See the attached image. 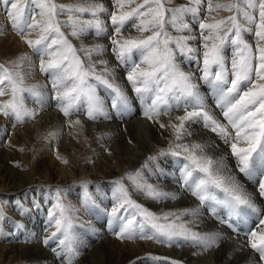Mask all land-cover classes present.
I'll return each instance as SVG.
<instances>
[{"label":"snow or ice","instance_id":"1","mask_svg":"<svg viewBox=\"0 0 264 264\" xmlns=\"http://www.w3.org/2000/svg\"><path fill=\"white\" fill-rule=\"evenodd\" d=\"M132 3L134 0H113L114 6L121 9ZM203 3L204 0H191L190 6L165 8L163 0H143L142 4L131 11L117 13L109 12L99 3L65 5L58 4L56 0H0V11L5 13L14 29L21 33L39 29L37 39H26L25 42L40 56V70L50 77L54 93L49 97L37 86L24 87L25 74L19 65L13 69L3 68L0 85L7 84L11 99L0 102V112L15 118L17 122L33 117L34 111L29 110L25 104L23 94L27 93L41 107L49 99L55 100L65 116L83 111L91 119L108 118L105 100L99 95L102 90L110 98L111 108L122 114L129 105V97L124 89L108 78L111 72L106 67L101 74L96 71V64L85 66L76 47L62 31V22L58 17L68 14L69 19L63 23L72 28L71 35L75 37L89 31H94L98 36L107 34L106 23L101 19L104 14L109 15L117 35L135 18L134 27L140 31L152 29L153 34L144 39L113 38L111 44L117 60L126 67L127 81L144 104L143 114L151 119L152 116L160 115L162 108L165 111L191 108V111H185L183 116L178 117V125H173L177 140L184 135H191L185 128L186 123H203L230 145L241 173L252 175L256 170L264 173V47L258 46L254 52L244 39L245 33H253L254 26V37L264 40V0H227L215 5L213 0H206L209 12L221 9L235 12L214 23H205L200 19ZM84 14L90 18H82ZM36 16L40 19H36ZM187 16L199 22L204 49L202 63L197 49L189 44L190 40L196 39L194 36L173 37L166 28L171 26L178 32H191V26L185 19ZM224 28H227V32L220 35ZM205 31L209 34L204 35ZM228 46L232 50L230 61L225 55ZM105 50L102 45H98L86 50L85 55L91 61L94 54L101 55ZM177 52L184 60L200 66L199 78L210 88L216 107L227 124L235 130L234 136L228 126L206 110L205 97L194 83L196 77L181 69L177 62ZM134 56L139 57V63ZM27 59L26 56L21 58ZM99 63L107 65L108 62L101 60ZM141 64L147 65L148 69H142ZM4 94V87H0V95ZM241 142L246 146L241 147ZM204 148L205 145L200 143L178 144L175 150H162L159 155L182 157L181 186L198 198L201 204H207L220 222L227 223L233 217L242 218L249 211L258 213L259 209L235 179L221 175L222 162L202 154ZM149 160L155 161L158 157H149ZM127 179L133 182L137 190L153 200L176 198L174 193L147 183L140 171L129 173ZM114 184L113 196L117 203L110 217L117 222L118 236L156 239L169 245L192 243L208 246L213 239L208 234L193 231L183 222L185 216L198 215V208L158 215L133 200L121 180ZM259 190L264 194V181L259 184ZM85 204L93 206L95 202L87 197ZM217 209H226L227 217L220 216ZM78 211L63 202L61 191L57 189L55 202L48 213V223L54 224L57 231L48 239L58 241L62 249L60 255L67 257L66 264H72V260L79 254V237L75 229L83 225L73 223V216ZM0 216H3L2 209ZM259 223L264 225V219ZM250 247L264 261V231L250 232ZM150 259L156 261L161 258Z\"/></svg>","mask_w":264,"mask_h":264},{"label":"rangeland","instance_id":"2","mask_svg":"<svg viewBox=\"0 0 264 264\" xmlns=\"http://www.w3.org/2000/svg\"><path fill=\"white\" fill-rule=\"evenodd\" d=\"M56 2L58 4L65 5L99 3L103 4L109 10V12L119 13L121 11H131L138 4H142L143 0H134V3L126 5L123 9L115 7L113 4V0H56ZM163 2L165 8H174L182 5H191V0H163ZM223 2H227V0H213V5H215L216 3ZM0 14V66H2V68H0V74H2L3 68L13 69L17 67V65H19L23 70V64L25 60H21V58L25 56L31 58L33 53H35V51L25 41L26 39H37L40 34L39 29L21 33L14 29L11 23L7 20L4 12H0ZM233 14H235L234 10L230 11L228 9H221L218 11L209 12L207 11L206 0H204V3L202 4L200 10V19L205 23H214L217 20L226 18ZM82 18L87 19L90 18V16L88 14H84ZM36 19H40V17L36 16ZM58 19L62 22V31L66 34L67 38L71 41V43L76 47L77 53L84 61L85 66H87L89 63L96 64V71L101 74L104 73L105 67L109 69L111 74L108 76V78L112 80L115 84L123 87L126 95L129 97V105L127 110L124 111L122 114L120 112L115 111L111 108L110 98L105 94L104 91L102 92L101 90L99 91V95L101 97L103 95L104 100L107 99L106 101H108L107 104L105 102L106 107L109 106L107 107L108 118L101 117L97 119H91L83 111L73 112L71 115L65 116L60 107H58L57 102L52 99H49L43 107L38 104H36L35 106H29L26 102L27 93H24L23 95L25 97L26 107L29 110H33L35 113L33 117L25 118L22 122H17L15 118L5 116L2 112H0V121H5L6 127L4 126V130L7 131L4 134H0V144L3 145H0V147H8L9 150L15 152V156L10 155V158L0 164V172H7L8 174H10L12 170L11 166L16 168L20 171V173L17 175V180L18 183L22 186L21 188L14 189L0 188V209H2L3 211V216H0V264H37L34 261L26 258L23 247L20 248L21 250H17L16 252H14L13 255L11 253L12 258L10 256L8 259H6L5 255L6 250L14 244H31L33 242V236L42 237L44 235L45 240H43V245L45 249H47L52 255L62 250L57 240L48 239L53 232L57 231L54 224L49 225L48 223L50 219L48 213L52 210L53 204L55 202L57 189L61 191V196L63 198L64 203L71 205L75 209L79 210L73 216V223L76 225H83V227L80 229L79 227H77L75 231L77 232V234L79 233L80 238L83 237L84 241H91L86 235L89 228L88 222H90V220H93L92 216L94 214H101L103 218L108 216V220H104L103 223L102 221L92 222L98 225L99 227L104 228V231L106 232H109L110 228L112 230L113 224L109 225V221H114L113 219H110V213L117 203L113 196V192L115 190L114 182L117 180H121L123 182L133 200L142 204L150 211L158 215L162 213H180L182 210L195 208L193 206V199H195V202H199L198 198H194L191 193L189 195V191L184 190L180 183V168L183 162L182 157L177 158L170 155L160 157L159 155L162 150H175L178 144L192 145L193 143H200L205 145L202 154L211 157L214 161H221L223 164V169L227 165L229 166L226 167V169L228 168V170L225 169L226 171L221 169V175L225 176L224 174H228L229 177H233L235 179L236 183L239 186L241 185L240 187H242L243 185V188L247 186L253 190L252 193H254L253 195L256 197H254L252 193L250 194V196L248 191L247 194L250 196V198L252 197L251 199L253 200V202H255L254 204L259 209V212L255 214V212L249 211L247 214H245L242 218L239 219L233 217L231 220L235 222H232L233 225L231 224V229L227 230L225 227L226 225L224 223H220V220L217 218V216L212 214L208 205L201 204L199 202L196 205H199L198 215L185 216L183 217V222L188 224L192 228V230L194 229L193 231L196 230V232L200 226H203L205 227V229L210 230L211 232L204 231V233H207L211 237L214 236L211 242L209 243L211 246L203 245L204 247H201L200 244L192 243H181L182 245H169L167 243H161L156 239L136 237L133 238V241L137 240L136 242H146L145 246L148 247L147 249L149 250L154 248L153 246H160L161 249L167 251H164L165 254H152L149 251H144L135 255V258L140 261H143L152 260L150 259L151 257H163V260H167L171 264L172 262L177 261H179L178 264H186L194 258L193 261L196 260V263L194 264H229L228 261L230 259L232 260L233 257L239 255V253H242L245 255L248 254V256L250 254L252 257L249 258L248 256H245V258L243 257L244 260L238 261V264H243V262L245 261H247V264H263L264 261H261L259 254L256 253L255 250L250 247V232H260L261 230L264 231V225H261L259 223L260 219H264V214H260L264 210V196H262L264 194H261L258 188L259 184L264 181V173L260 172L259 170L254 171L252 175L241 173L238 169L237 159L231 153L230 145L226 144L223 138L217 133H214L211 131L210 128L205 127L203 123H186L185 128L188 132L191 133V135H184L182 139L177 140L173 125H178L180 123L178 117L183 116L185 114V111H191V108H173L170 111H165L162 108L161 114L158 116H152L153 119H149L148 117H146L143 114L144 104L138 99L137 94L134 92L131 84L126 79V67L117 60L115 53L112 51L113 45L111 44V39H144L147 36L152 35L153 30L150 29L148 31H140L138 28L133 26V22L135 20L134 18L133 20L129 21L125 25L121 33L117 35L113 30L109 15L104 14L101 16V19L104 20L106 23L107 34L98 36L94 33V31H89L87 34H85L86 36L82 35L80 37H75L71 35L72 28L63 23L69 19L68 14H61ZM185 19L187 23L191 26V32H178L174 30L171 26H166L167 31L173 37L194 36L196 39L194 41L190 40L189 44L191 45V47L197 49L199 58L202 63V53L204 49L202 47L199 22L197 20H193L191 16H187L185 17ZM254 31L255 27L253 26V33H245L244 39L248 44L252 46L253 51L255 52L258 46L264 47V40H257L254 37ZM225 32H227V28L222 29L220 35H224ZM208 34L209 33L207 31L204 32V35ZM98 45H102L106 50L101 55L94 54L91 58V61H89L88 57L85 55L86 50L95 48ZM173 48H175L174 45ZM231 52L232 50L230 46L225 48V55L226 57H228L229 61L231 59ZM40 59V56L37 54L35 59L36 66H40ZM44 59L47 60L48 57H44ZM134 59H136L138 63L140 62L138 56H134ZM101 60L107 61V65H101L99 63ZM177 62L180 64V67L184 72L194 74V76L196 77L194 83L198 85L199 90L205 97V102L207 106L206 110L210 111V113L222 124L228 126L229 132L234 136L235 130L227 124V121L223 118L221 111L216 107L210 88L199 78L201 75L200 66L197 65L195 62H189L184 60L178 52ZM140 67L142 69H148V66L145 64H141ZM228 67L230 68V62L228 64ZM23 72L25 74V78L23 81L24 87L37 86L41 88V90L47 96L51 97L54 95L51 89L50 77L46 73H41V70L40 72H38V75L27 73L24 70ZM0 87H4L5 89V94L0 95V102L10 100L11 92L7 84L0 85ZM37 108L39 109L37 110ZM135 113H137V118H139L140 120H144V123L147 125L144 126L147 131V136L143 138L137 137L134 134L135 131L133 132L132 130V133H121L122 131H126L125 127L123 126L124 122H129L130 119H133V114ZM106 122H109L110 124H108V128L106 129V132L103 135L99 126ZM8 123L10 124V126H8ZM161 125H163V127H161ZM155 129L157 130V132L160 133L159 135L154 134ZM128 135L136 137L137 140L146 139L148 142H150L149 145L145 146L142 149V152H146L145 155L138 159L135 158L134 161L129 164L125 160L120 161L119 158L123 157H121L119 153L114 152V150L118 151L121 148L123 138L128 137ZM141 135L144 136V133H141ZM116 140L121 142L120 145L118 143H114ZM112 144H114L118 149L112 146ZM240 146L244 147L246 145L241 142ZM46 148L47 150H50V153L52 152V154L58 159V161L63 166H65L64 168L67 170L68 175H70L71 171L73 170L75 171L76 177H70L69 179L67 178L63 180L58 179V173L60 172L59 163H54L48 158V155H46L43 151ZM102 155L107 156H105L104 159ZM26 156L28 158H26ZM149 157H158V160L151 161L149 160ZM225 157H227L228 159ZM22 158L24 160H27V162L25 161L26 163H24L22 161ZM107 160V163L109 165L107 164V166H105V161ZM10 161L11 164H9ZM110 165H114L115 167H117V170H119L117 175L111 176V174H109ZM145 165H147L146 168L143 167ZM138 171L142 172V177L147 181V183L156 185L159 187L160 190H163L165 192L174 193L176 198L170 199L167 202L168 206L166 207H151L150 201H152V199L145 195L143 192L137 190L133 182L127 179V175L129 173H136ZM152 171H155V173H153ZM46 172L49 173V178L46 177ZM30 179H34L35 182L33 184L31 183L30 185L25 186ZM2 181H4V179L0 180V182ZM243 191L245 192V190ZM190 196H192L191 199L189 198ZM73 197L79 200L82 199V202L84 203L81 204V202H79L78 206L74 205V203L76 202L74 200L76 199L72 200ZM87 197H91V199L94 200L95 204L93 206H88L85 204V200ZM33 204L35 205L33 206ZM40 206L42 208H40ZM87 206L89 207L90 212L88 211ZM217 212L219 213V215L221 214L220 216L222 217L227 216L226 209H217ZM197 217L198 219H196ZM200 219H203L204 222L202 223H205L206 221L208 225L204 226V224L197 222V220ZM31 220H33L34 223ZM35 221L37 222L38 226L36 225ZM256 223H258V229L256 227ZM41 224L42 228L40 227ZM114 224V226L118 227L117 222L114 221ZM250 224L253 225L251 226ZM18 225H22L23 227H18ZM209 226L212 227V230ZM38 229L41 230L42 233L41 231L39 232ZM48 229L51 231H49ZM30 230H32V232ZM198 231H201V229H199ZM46 232H48V234L50 233L49 236ZM84 233L86 235H84ZM219 236L222 237L219 238ZM221 239L223 242H218ZM46 240H48L47 243H45ZM213 240L214 242L212 243ZM54 242L58 245L52 244ZM227 242H229V249H234L231 254H235L234 256H231V258H229L228 260L224 259L219 261L216 259L215 251H217L221 247V244H225ZM217 243L218 245L215 246ZM151 244H153V246ZM198 246L201 247L200 250H202L203 252L207 248L205 250V258H202L200 254V256L198 254H191L190 261H188L187 258L182 260L181 254H178L180 256L179 257L177 256V254H172L171 252L172 250L177 248L181 251H184L185 249H193L194 247ZM212 246H214V248ZM249 250L251 251V253ZM170 255L171 257H169ZM99 256L101 257V259L95 264H103L105 262L104 256L101 253L99 254ZM200 257L203 260H201ZM175 258H177V260ZM248 258L250 261H248ZM253 258L256 263H253ZM72 264L87 263L84 261L83 255L79 253L72 260Z\"/></svg>","mask_w":264,"mask_h":264},{"label":"bare ground","instance_id":"3","mask_svg":"<svg viewBox=\"0 0 264 264\" xmlns=\"http://www.w3.org/2000/svg\"><path fill=\"white\" fill-rule=\"evenodd\" d=\"M1 13H3V11H0ZM0 17H1V14H0ZM86 36V35H85ZM36 56H37V54L36 53H33V55L31 56V58H28L27 60H25L24 61V64H23V70L24 71H26L27 73H32V74H35V75H38L39 73L38 72H40V70H39V67L40 66H36V64H35V59H36ZM41 73H43V72H41ZM123 88V87H122ZM103 92V91H102ZM1 97V96H0ZM102 97H103V95H102ZM106 98V97H105ZM107 99H105V102H106V104H107V102L108 101H106ZM26 102H27V105H29V106H35L36 105V103L33 101V99L31 98V96L30 95H28L27 94V96H26ZM106 106V105H105ZM37 107V106H36ZM107 107H109V106H107ZM106 107V108H107ZM49 108V107H48ZM39 108H37V110H38ZM110 109V108H109ZM134 116V118L133 119H130L129 120V122H124V127H125V130L126 131H122L121 133H132L131 132V130L134 132V134L137 136V137H140V138H143V137H145V136H147V131H146V129H145V127L144 126H147L145 123H144V120H140L139 118H137V113H135V114H133ZM153 119V118H152ZM1 120V119H0ZM11 120V119H10ZM121 120H123V119H121ZM11 122V121H10ZM9 124V123H8ZM108 124H110L109 122H106V123H103V124H101L99 127H100V130H101V133H103V135L105 134V132H106V129L108 128ZM120 124V123H119ZM122 125V124H121ZM129 125H130V127H129ZM4 126H5V121H3V122H1L0 121V134H4V133H6L7 131H5L4 130ZM8 126H10V124L8 125ZM133 126H134V128H133ZM6 127V126H5ZM127 127V128H126ZM129 127V128H128ZM133 128V129H132ZM7 130V129H6ZM99 130V129H98ZM5 131V132H4ZM159 131V130H158ZM141 133H144V136H142L141 135ZM164 133V132H163ZM154 134L155 135H159L160 133L159 132H157V130L155 129L154 130ZM203 134V133H202ZM168 135V134H167ZM100 136H101V134H100ZM99 138H101V137H99ZM209 138V137H208ZM205 140V139H204ZM4 141V140H3ZM100 141V140H99ZM107 141V140H106ZM207 141V140H206ZM114 143H118L119 145H120V141H118V140H116ZM150 144V142H148L146 139H141V140H137V138L136 137H134V136H131V135H128V137H124L123 138V141H122V145H121V148L117 151H115L114 150V152H117V153H119L120 155H121V157H123V158H119L120 159V161H122V160H125V161H127V163L129 164V163H131V162H133L134 161V159L136 158V159H138V158H140V157H142V156H144L145 155V153L146 152H142V149L145 147V146H147V145H149ZM1 146H3L2 144H0ZM112 146H114L115 148H117L114 144H112ZM111 147V146H110ZM224 148V147H223ZM118 149V148H117ZM44 152H45V154L46 155H48V158L51 160V161H53L54 163H56V162H58L59 163V169H60V172L58 173V179H69L70 177H76L75 176V171H71V174L70 175H68L67 173V170L64 168L65 166H63L59 161H58V159L52 154V152L50 153L49 151V149L47 150V148L46 149H44L43 150ZM226 151V150H225ZM15 152H12V150H9L8 149V147H3V148H1L0 147V164L2 163V162H5L8 158H10L11 156L10 155H12V156H15V154H14ZM102 154V153H101ZM18 156V155H17ZM25 156V155H24ZM96 156V155H95ZM103 157H104V159H105V156H107V155H102ZM228 156V155H227ZM109 157V156H108ZM118 157V156H117ZM26 158H28L27 156H26ZM225 158H227V157H225ZM24 159H25V157H24ZM23 158H22V161L24 162V163H26L27 162V160H24ZM220 159V158H219ZM228 159V158H227ZM26 161V162H25ZM108 162V160L107 161H105V166H107V163ZM102 163V162H101ZM225 163V162H224ZM9 164H11V161L9 162ZM109 165V164H108ZM223 165V164H222ZM103 166H104V164H103ZM228 166V165H227ZM226 166V167H227ZM110 167V173L109 174H111V176L112 175H117L118 174V172H119V170H117V167H115L114 165H110L109 166ZM108 167V168H109ZM226 167L223 169V170H225L226 169ZM229 167V166H228ZM233 167V166H232ZM231 167V168H232ZM11 168H12V170H11V173L10 174H8L7 172H0V180L1 179H4V181H2V182H0V188L1 189H14V188H21L22 186L18 183V180H17V175L20 173V171L19 170H17L16 168H14V167H12L11 166ZM165 168V167H164ZM106 169V168H105ZM234 169V168H233ZM20 170H21V168H20ZM226 170H228V168L226 169ZM225 170V171H226ZM108 171V170H107ZM230 171H233V170H230ZM153 173H155V171H152ZM160 172V171H159ZM225 173V172H224ZM228 173V172H227ZM231 173V172H230ZM256 173V172H255ZM24 174V173H23ZM26 174V173H25ZM108 174V175H109ZM234 174V173H233ZM225 176H227V177H229V175L228 174H224ZM238 176V175H237ZM255 176H256V174H255ZM260 176V175H259ZM46 177H48L49 178V173L48 172H46ZM244 177V176H243ZM258 177V176H257ZM261 177V176H260ZM257 179V178H256ZM156 181V180H155ZM35 181H34V179H30L29 181H28V183L25 185V186H28V185H30L31 183L33 184ZM242 182V181H241ZM161 183V182H160ZM251 184V183H250ZM2 185V186H1ZM241 186V185H240ZM183 188V187H182ZM242 190H245V192H246V194H247V191H248V193H249V195L253 192V190L252 189H250L249 187H244L243 188V185H242ZM254 188V187H253ZM259 188V187H258ZM257 189V188H256ZM185 190V189H184ZM178 191H180V190H178ZM259 193V192H258ZM257 193V194H258ZM179 194V193H178ZM187 194V193H186ZM189 195H190V192L188 193ZM254 193H252V195H253ZM256 194V195H257ZM261 195V194H260ZM251 196V195H250ZM254 196V195H253ZM262 196H264V195H262ZM191 197L192 196H190L189 198L191 199ZM254 197H256V196H254ZM71 198V197H70ZM195 198V197H194ZM252 198V197H251ZM260 198V197H259ZM73 199H76V200H74V201H76L75 203H74V205H77L78 206V204H79V202H81V204H83L84 202H82V199L81 200H79V199H77V198H75V197H73L72 198V200ZM187 199V198H186ZM170 199H168V200H165V202H163V201H157V200H154L153 201V199H152V201H150V204H151V207H153V208H162V207H166V206H168L167 205V202L169 201ZM182 200V199H181ZM194 201H193V206L196 208H198V206H196L199 202H195V199H193ZM256 200V199H255ZM174 201V200H173ZM189 201V200H188ZM191 201V200H190ZM253 201V200H252ZM260 201V200H259ZM258 201V202H259ZM187 202V201H186ZM253 203H255V202H253ZM35 204H33V206H34ZM82 206V205H81ZM31 207H32V205H31ZM46 207V206H45ZM264 207V206H263ZM34 208V207H33ZM32 208V209H33ZM40 208H42L41 206H40ZM87 209H88V211L90 212V210H89V207L87 206ZM199 209V208H198ZM263 209V208H262ZM35 210V209H34ZM44 210V209H43ZM85 210V209H84ZM182 210V209H181ZM183 211V210H182ZM181 211V212H182ZM262 211V210H261ZM32 212H33V210H32ZM96 212V211H95ZM219 212V211H218ZM221 212V211H220ZM225 212V211H224ZM226 213V212H225ZM84 214H86V213H84ZM254 214V213H253ZM255 214H256V212H255ZM260 214H264V210L260 213ZM82 215V214H81ZM81 215H80V217H81ZM221 215V214H220ZM258 215V214H257ZM85 216V215H84ZM255 216V215H254ZM32 217V216H31ZM86 217V216H85ZM107 217L108 216H106V217H102V215L100 214H94L93 216H92V219L93 220H90V222H88V224H89V228H88V232H87V235L84 233V235H86V236H88V238L91 240V241H87V240H83V237H81L80 238V235H79V233H78V237H79V247H78V252L81 254V255H83V258H84V261L87 263V264H95L96 262H98L100 259H101V257L99 256V254L101 253L103 256H104V260H105V262L103 263V264H171L169 261H167V260H163L162 258L163 257H161V259H159V260H156V261H153V260H143V261H140V260H138V259H136L135 258V255H137L138 253H141V252H144V251H149L150 253H152V254H165L164 253V251H167V250H163V249H161V247L160 246H153V244H151L154 248H152L151 250H149V249H147L148 247H146L145 246V243L146 242H143V241H138V242H136L137 240H135V241H133L134 239L133 238H130V237H120V236H118L116 233L119 231V228L118 227H116V226H114L115 224H114V221H109V225H112V230H111V228L109 229V232H106V231H104V228H101V227H99L98 225H96L95 223H93L92 221H102V223H103V221L105 220H108L107 219ZM226 217V216H225ZM258 217H259V215H258ZM257 217V218H258ZM110 218V217H109ZM260 218V217H259ZM262 218V217H261ZM263 218H264V215H263ZM83 219H84V217H83ZM110 219H112V218H110ZM192 219V218H191ZM196 219H198V217L196 218ZM207 220V219H206ZM234 220V219H233ZM261 220V219H260ZM32 222H33V220H31ZM37 221H38V219H37ZM40 221V220H39ZM212 221V220H211ZM31 222V223H32ZM194 222V221H193ZM197 222H200V223H202V222H204L203 221V219L201 220H197ZM34 223V222H33ZM35 223H36V225H37V222L35 221ZM41 223V222H40ZM47 223V222H46ZM220 223H222V222H220ZM43 224V223H42ZM42 224L40 225V227L42 226ZM45 224V223H44ZM199 224V223H198ZM202 224H204V226L205 225H208L207 224V222L205 221V223H202ZM223 224V223H222ZM222 224H220V225H222ZM232 224V223H231ZM35 225V224H34ZM211 225V224H210ZM233 225V224H232ZM251 225V224H250ZM253 225V224H252ZM251 225V226H252ZM257 225H258V223H256V227H257ZM26 226H27V224H26ZM38 226V225H37ZM45 226V225H44ZM210 227V226H209ZM232 227V226H231ZM42 228V227H41ZM106 228H108V227H106ZM206 228H208V227H206ZM235 228H237V227H235ZM34 229H36V228H34ZM46 229H47V227H46ZM80 229V228H79ZM196 229H197V227H196ZM199 229H201V231H198ZM199 229H197V232H199V233H201V234H205L204 233V231H210V230H207V229H205V227H203V226H200L199 227ZM210 229L212 230V227H210ZM256 229V228H255ZM257 229H258V227H257ZM39 230V229H38ZM38 230H37V232H38ZM43 230V229H42ZM49 230V229H48ZM47 230V231H48ZM108 230V229H107ZM194 230V229H193ZM228 230V229H227ZM239 230V229H238ZM31 232H32V230H30ZM36 231V230H35ZM41 230H39V232H40ZM44 231V230H43ZM46 231V230H45ZM49 231H51V230H49ZM87 231V230H86ZM196 231V230H195ZM214 231H215V229H214ZM262 231V230H261ZM34 232V231H33ZM36 232V233H37ZM211 232V231H210ZM213 232V231H212ZM41 233H42V231H41ZM44 233V232H43ZM47 234H48V232H46ZM54 233V232H53ZM216 233V232H215ZM50 234V233H49ZM49 234H48V236H49ZM207 234V233H206ZM210 234V233H209ZM226 234H227V232H226ZM35 235H37V234H35ZM43 235V234H42ZM229 235V234H228ZM213 236V235H212ZM46 237H47V235H46ZM50 237V236H49ZM214 237V236H213ZM220 237H222V236H219V238ZM30 238V237H29ZM33 238V242L31 243V244H27V245H21V244H18V245H13V246H11L10 248H8L7 250H6V259H8L10 256H11V253H12V255H13V253L14 252H16L17 250H21L20 248H22L23 247V250L25 251V256H26V258L27 259H29V260H32V261H34L35 263H37V264H66V261H67V257H64V256H61L60 255V252L62 251L61 249V251H59L58 253H56V254H50L49 253V251L47 250V249H45V247H44V245H43V240H45V237H44V235L42 236V237H39V236H33L32 237ZM119 238V239H118ZM218 238V239H219ZM227 238V237H226ZM217 239V238H216ZM29 240V239H28ZM215 240V239H214ZM214 240L212 241V243L214 242ZM225 240H227V239H225ZM242 240V239H241ZM42 241V242H41ZM48 241V240H47ZM84 241V242H83ZM222 241V239L221 240H219L218 242H221ZM238 241H240V240H238ZM53 242V241H52ZM56 242V241H55ZM55 242L54 243H52V244H55ZM211 242V241H210ZM223 242V241H222ZM30 243V242H29ZM229 242H227V243H223V244H221V247L217 250V251H215L216 252V259L217 260H219V261H221V260H228L229 258H231V256H234V254L232 253L231 254V252H233V248L230 250L229 249V247L230 246H228L229 244H228ZM49 244V243H48ZM52 244H50V245H52ZM57 244V243H56ZM55 244V245H56ZM58 245V244H57ZM176 245V244H175ZM180 245V244H179ZM182 245V244H181ZM210 245V244H209ZM213 245H215V244H213ZM218 245V243L215 245V246H217ZM148 246H149V244H148ZM167 246V245H166ZM200 246L202 247L203 245L202 244H200ZM200 246H198V247H194L193 249H185L184 251H181L180 249H174V250H172L171 252H172V254H177V256H179L178 254H181V259L182 260H184L185 258H187L188 259V261H190L191 260V257H190V255L192 254H200L201 256H202V258H205V256H206V254H205V250L207 249H205L204 250V252L202 251V250H200ZM211 246V245H210ZM220 246V245H219ZM48 247H49V245H48ZM53 247V246H52ZM57 247V246H56ZM60 247V246H59ZM170 247V246H169ZM176 247H178V246H176ZM204 247V246H203ZM213 248H214V246H212ZM55 248V247H54ZM165 248V247H164ZM188 248H190V247H188ZM59 249V248H58ZM57 249V250H58ZM139 250H140V252H139ZM51 251H52V249H51ZM236 251V250H235ZM244 251V250H243ZM248 251V250H247ZM250 251V250H249ZM51 253H53V252H51ZM237 253H239V252H237ZM245 253V252H244ZM250 253H251V251H250ZM168 254H169V252H168ZM171 254V255H172ZM247 254V253H246ZM171 255L169 256V257H171ZM195 255V256H196ZM199 255V256H200ZM210 255V254H209ZM168 256V255H167ZM175 256V255H174ZM245 256H248V254L247 255H245V254H240L239 253V255H236L235 257H233V259L231 260H229L228 261V263L230 264V263H232V264H238V261H241V260H244V258H245ZM176 257V256H175ZM180 257V256H179ZM244 257V258H243ZM249 258L250 257H252L250 254H249V256H248ZM11 258H12V256H11ZM199 258V257H198ZM201 258V257H200ZM201 258V260H203ZM249 258H248V261H250L249 260ZM173 259V258H172ZM176 260H177V258H175ZM186 259V260H187ZM208 259V258H207ZM252 259V258H251ZM168 260H170V259H168ZM180 260V259H179ZM193 260H194V258H193ZM193 260H191L189 263H186V264H194V263H196L195 261H193ZM214 260V259H213ZM206 261V260H205ZM172 262V261H171ZM177 262H179V261H177ZM186 262V261H185ZM207 262V261H206ZM209 262V261H208ZM255 262V260H254V258H253V263ZM202 263V262H201ZM204 263V262H203ZM210 263V262H209ZM242 263V262H241ZM256 263V262H255ZM185 264V263H184ZM205 264H208V263H205ZM243 264H247V261H245V262H243ZM264 264V263H263Z\"/></svg>","mask_w":264,"mask_h":264}]
</instances>
